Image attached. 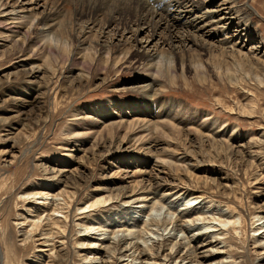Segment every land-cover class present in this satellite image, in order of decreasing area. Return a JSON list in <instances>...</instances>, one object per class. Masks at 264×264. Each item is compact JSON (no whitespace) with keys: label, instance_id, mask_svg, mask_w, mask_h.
<instances>
[{"label":"rangeland","instance_id":"1","mask_svg":"<svg viewBox=\"0 0 264 264\" xmlns=\"http://www.w3.org/2000/svg\"><path fill=\"white\" fill-rule=\"evenodd\" d=\"M1 1L0 264H264V0L170 8L174 49Z\"/></svg>","mask_w":264,"mask_h":264},{"label":"bare ground","instance_id":"2","mask_svg":"<svg viewBox=\"0 0 264 264\" xmlns=\"http://www.w3.org/2000/svg\"><path fill=\"white\" fill-rule=\"evenodd\" d=\"M211 2H212V0H90V1H87L86 3L85 2L84 3L79 2V4H77V5L74 4L75 5L74 9H75V16L77 17L78 15L84 14V16L86 17L84 22H87L88 24H92L93 22H95L96 18L99 15H103V17L105 19L104 25H106L105 28H108L112 25V31L115 32L113 34H117V33L123 32L125 30L130 32L132 25H133V27L134 26L136 27V29H134L132 31L133 36H135L136 33H140L142 31H144L145 29H148L150 32L149 38H150V36H151V38H152V36H158V41L160 42V44H165V45L169 46V48L173 47L172 43H173L174 37L176 39H178L180 42H185L188 40V41H192L193 43H196L197 45H200V47H203L206 43V40L204 41L202 39L203 42L198 43L197 37L195 36V34L189 35L186 33V35L183 38H182L183 33L181 34L180 37L177 34L175 35L174 29L177 28L176 23L178 24V21H176L177 19H175L172 12H170L171 11L170 8L173 9L176 7H181L182 8L181 11H186L185 13L187 14V13L193 11L192 9H196L199 4L201 5L203 3H211ZM2 4L3 3L0 0V12L3 11L2 10ZM62 4H65V3H62V1H60V0H52L51 2H50V0H20L19 4L16 6L22 7L23 10L27 9L26 11H28V12L32 9H37L38 7H43L44 11L42 12L41 19L43 21H45L46 22L45 25H48L47 27L50 28L56 23L55 21L58 18V16L60 15V11H61L60 9L62 7ZM222 4H225V3H222ZM4 5H5V3H4ZM186 6H190V8L188 7L189 8L188 9ZM153 7H156V9L157 8L161 9V12H159V13H157L156 11L154 12V9H152ZM22 8L20 10H18V12H20V11L22 12L23 11ZM63 8H62V10H63ZM126 8H127V10L128 9L132 10L131 13L127 12ZM213 11L205 10L203 12L200 10L201 14H199L198 16L194 15L192 18H189V19L187 18L186 21L193 20V19L199 20V21H202L204 23L205 27L210 26V24H216L214 26L213 30H205V32L203 31L206 34H209L211 32H217V31L221 32L223 30H226V28L222 29L221 26H219V23H221V25H224V23H225L224 20H227L229 18L231 19V17H227L226 15L223 16L220 11L219 12H213ZM214 18H216V19H214ZM234 18H238V17H234ZM230 19H229V22L227 23V25L231 26L233 23ZM104 25H102V27H104ZM86 27H89V26L86 25ZM210 27L212 29L213 26H210ZM158 30H160V31L158 32ZM201 36H202V34H201ZM223 38H226V37H223ZM133 41H135V40H133ZM156 45H158V42L154 43V46H156ZM154 48L155 47H153L152 49L154 50ZM157 49L158 48H155V52H154L155 54H156ZM172 49H174V48H172ZM219 50H221V52H226L225 49L221 48V47L219 48ZM154 53H150V51L148 52V54L146 55L148 64H147V62H144V65H146V68H148V70L149 69L152 70V69L156 68V70L158 72V69H160V68H159V65L156 64L158 61L156 63L153 61V59H155V57H156V56H154L155 55ZM240 56H241V54H240ZM247 60H249V59L247 58ZM262 228H264V227L260 226V227H258V230H262ZM260 233H264V230L261 231ZM122 241H124V238L118 237L117 242L115 241L116 244L114 241H112V242L114 243V245L116 247V245L118 246L120 244V242H122ZM129 243H131V241ZM132 247L135 248L134 249V251H135L137 249V243L133 242L129 249H131ZM116 248L113 249V252L116 251L115 250ZM118 252H120V251H118ZM141 253H146V252L139 250L138 254H141Z\"/></svg>","mask_w":264,"mask_h":264}]
</instances>
